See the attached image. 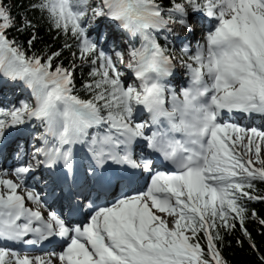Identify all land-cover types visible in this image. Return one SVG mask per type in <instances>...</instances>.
Here are the masks:
<instances>
[{
  "label": "snow or ice",
  "instance_id": "obj_1",
  "mask_svg": "<svg viewBox=\"0 0 264 264\" xmlns=\"http://www.w3.org/2000/svg\"><path fill=\"white\" fill-rule=\"evenodd\" d=\"M0 264H264V0H0Z\"/></svg>",
  "mask_w": 264,
  "mask_h": 264
},
{
  "label": "trees",
  "instance_id": "obj_2",
  "mask_svg": "<svg viewBox=\"0 0 264 264\" xmlns=\"http://www.w3.org/2000/svg\"><path fill=\"white\" fill-rule=\"evenodd\" d=\"M236 258H238V256Z\"/></svg>",
  "mask_w": 264,
  "mask_h": 264
}]
</instances>
